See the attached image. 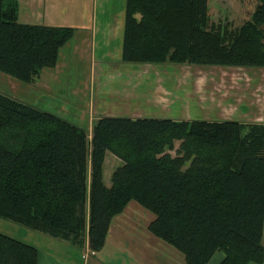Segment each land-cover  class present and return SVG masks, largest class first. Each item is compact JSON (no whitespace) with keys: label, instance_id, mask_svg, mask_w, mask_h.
Here are the masks:
<instances>
[{"label":"trees","instance_id":"16d2710c","mask_svg":"<svg viewBox=\"0 0 264 264\" xmlns=\"http://www.w3.org/2000/svg\"><path fill=\"white\" fill-rule=\"evenodd\" d=\"M256 2L229 28L211 20L208 0H126L121 58L264 67V0ZM73 31L19 23L16 0H0V71L34 82ZM107 151L122 161L109 186ZM131 200L154 215L148 230L185 264H207L217 251L218 264L261 263L264 125L100 116L88 131L0 91L1 218L71 243L86 234L98 252ZM38 254L0 232V264H38Z\"/></svg>","mask_w":264,"mask_h":264},{"label":"crops","instance_id":"0c3cea01","mask_svg":"<svg viewBox=\"0 0 264 264\" xmlns=\"http://www.w3.org/2000/svg\"><path fill=\"white\" fill-rule=\"evenodd\" d=\"M16 3L19 23L67 26L74 29L70 40L61 47L56 64L40 71L33 85L36 89L38 84L43 83L44 87L40 86L43 92L52 94L54 92L52 88L55 86H67L68 92L77 96L80 94L76 98L79 103L77 100L69 99L68 102H75L77 107L79 105L82 107V103L92 108L97 107L103 110L104 115L101 116L173 119L178 112V117L186 120H231L243 124L264 125V67L262 66L214 65L217 70L212 71L210 75V116L206 118L202 114L194 113V108L189 104L185 110L183 109V102L187 99L191 100V97L183 96V98L176 94L174 102L170 103V98H163L159 90H157L158 94H155V88L151 83L155 73L154 71L147 73L142 68L146 65H154L153 63L122 60L126 0H16ZM223 83L224 92L215 90ZM54 100L53 98L51 101ZM153 108L156 109V114L152 113ZM108 109L111 113L107 112ZM165 109L167 111H163ZM119 165L118 162L115 167ZM109 176L104 160L103 181L107 186L111 184V176ZM126 207L121 213L127 209ZM153 218L148 220L147 229ZM62 241L67 242L64 246L70 250V254L63 257L64 264H84L80 255L74 252L71 242ZM98 252L95 254L94 264H100ZM222 256L210 262L211 257L207 264H218ZM50 258L55 260L53 255ZM40 260L39 252L38 264Z\"/></svg>","mask_w":264,"mask_h":264},{"label":"rangeland","instance_id":"374dc122","mask_svg":"<svg viewBox=\"0 0 264 264\" xmlns=\"http://www.w3.org/2000/svg\"><path fill=\"white\" fill-rule=\"evenodd\" d=\"M256 3V0H208V12L214 22L229 21V28H235L249 18ZM142 68L147 73H153L154 71L155 76L154 80L151 78V83L155 88V94H158L157 90H159L163 98H170V103L174 102L173 99L176 94L182 97H191V100L187 99L183 102V109L185 110L189 104L191 108H194V113L202 114L206 118L210 116V75L212 71L217 70L216 66L164 62L151 66L146 65ZM35 82L34 80V82L26 83L0 71L1 92L21 101L35 104V106L63 117L88 131L92 129L96 119L104 115L103 110L97 107L92 108L86 104V106L83 105V103L81 104L82 107H79L80 105L77 107L75 102H68V99L77 100L76 98L80 94L77 96V94L68 92L67 86H55L52 88L54 92L47 94L40 87L41 85L44 87L43 83L38 84L36 89L33 86ZM223 87H225L224 83L215 90H219V92L223 90L222 92H224L225 88ZM53 98L55 100L51 101ZM167 109L163 111H167ZM151 110L154 114L156 109ZM107 112L111 113L109 109ZM174 116L173 119L175 118V120H186L183 117H178V112ZM176 145H178V142H176ZM171 153H174V151H171ZM118 162L122 163L114 154L109 151L106 152L105 168L110 176L112 169ZM105 180L107 181L106 178ZM126 208L123 213H118L112 219L106 242L100 252L97 253L100 264H185L184 255L181 251L160 238L154 237L146 228L148 220L154 217L151 212L134 200L130 201ZM0 232L37 247L41 256L40 264H64L63 257L70 254V250L64 246L67 244L66 241L31 230L1 217ZM84 233L86 232L84 231ZM84 235L80 238V241H74L71 244L74 247V252L80 255L84 264H94L96 252L89 249L87 235ZM150 239H154V241ZM262 244L264 246V228ZM51 254L55 260L50 258ZM220 255H223L221 251L215 252L210 262ZM249 264H264V258L261 263L251 262Z\"/></svg>","mask_w":264,"mask_h":264}]
</instances>
